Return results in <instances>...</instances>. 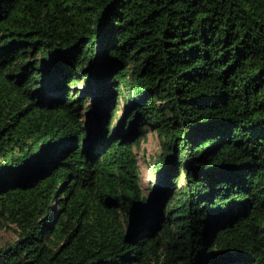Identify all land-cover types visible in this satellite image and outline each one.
Segmentation results:
<instances>
[{
  "label": "trees",
  "instance_id": "obj_1",
  "mask_svg": "<svg viewBox=\"0 0 264 264\" xmlns=\"http://www.w3.org/2000/svg\"><path fill=\"white\" fill-rule=\"evenodd\" d=\"M0 221V264H264V0H0Z\"/></svg>",
  "mask_w": 264,
  "mask_h": 264
},
{
  "label": "rangeland",
  "instance_id": "obj_2",
  "mask_svg": "<svg viewBox=\"0 0 264 264\" xmlns=\"http://www.w3.org/2000/svg\"><path fill=\"white\" fill-rule=\"evenodd\" d=\"M85 80L82 78L77 88H86ZM89 103V102H88ZM121 111V110H120ZM161 149L160 140L155 133H148L142 140L140 147L136 148L137 158L140 167L141 185L144 191L150 195V182L156 180V174L153 169L154 160ZM16 238V232L12 225H5L0 221V246Z\"/></svg>",
  "mask_w": 264,
  "mask_h": 264
}]
</instances>
